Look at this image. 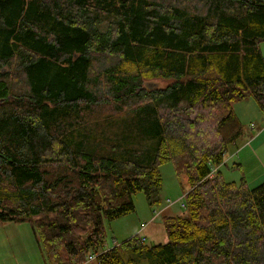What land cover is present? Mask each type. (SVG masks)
Masks as SVG:
<instances>
[{"label": "trees", "instance_id": "trees-1", "mask_svg": "<svg viewBox=\"0 0 264 264\" xmlns=\"http://www.w3.org/2000/svg\"><path fill=\"white\" fill-rule=\"evenodd\" d=\"M262 43L264 0H0V223L80 262L133 195L160 203L171 163L189 190L167 244L134 235L97 264H264V182L217 171L232 104L264 110Z\"/></svg>", "mask_w": 264, "mask_h": 264}, {"label": "rangeland", "instance_id": "rangeland-1", "mask_svg": "<svg viewBox=\"0 0 264 264\" xmlns=\"http://www.w3.org/2000/svg\"><path fill=\"white\" fill-rule=\"evenodd\" d=\"M261 51L264 55V43ZM156 83L165 85L161 81ZM232 108L242 134L228 147L227 163L219 167V172L225 182L239 184L243 179L247 186H255L264 182V110L252 99L236 101ZM158 171L162 179L160 203L150 206L142 193L133 195L132 214L104 222L105 245L112 248L114 243L120 244L134 235L145 238L144 245L148 247L167 244L161 218L185 213L180 204L184 203L189 186L185 175L177 178L171 163L159 166ZM159 211L160 217L155 218ZM45 251L28 222L0 223V264H47Z\"/></svg>", "mask_w": 264, "mask_h": 264}, {"label": "built area", "instance_id": "built-area-1", "mask_svg": "<svg viewBox=\"0 0 264 264\" xmlns=\"http://www.w3.org/2000/svg\"><path fill=\"white\" fill-rule=\"evenodd\" d=\"M214 173H215V169H213V171L210 173V175H213ZM168 205H169V204H167V206H168ZM180 205H181V207H182L183 209L185 208V205H184L183 202H182ZM160 213H161V211L157 212V213L155 214V218H159V217H160ZM141 241L143 242V241H145V239L142 238ZM113 245L116 246L117 243H114ZM104 248H105V247H104ZM109 248H110V247H108L107 249H104L103 251L99 252L98 254H89V255H87L82 261H80V262H75L74 264H89V263H91V262H94V261L96 260V258L98 257V255L102 254V252H104L105 250H108Z\"/></svg>", "mask_w": 264, "mask_h": 264}, {"label": "crops", "instance_id": "crops-1", "mask_svg": "<svg viewBox=\"0 0 264 264\" xmlns=\"http://www.w3.org/2000/svg\"><path fill=\"white\" fill-rule=\"evenodd\" d=\"M225 161H226V156H225ZM225 163H227V162H225ZM225 163H224V165H225ZM224 165H223V166H224ZM219 170H220V169L218 168L217 171H219ZM257 185H258V184H257ZM255 186H256V185H255ZM251 187H254V186H251ZM107 248H108V246L105 245V249H107Z\"/></svg>", "mask_w": 264, "mask_h": 264}, {"label": "water", "instance_id": "water-1", "mask_svg": "<svg viewBox=\"0 0 264 264\" xmlns=\"http://www.w3.org/2000/svg\"><path fill=\"white\" fill-rule=\"evenodd\" d=\"M147 86H151V84L150 83H148V84H146ZM153 85V84H152ZM154 86V85H153Z\"/></svg>", "mask_w": 264, "mask_h": 264}]
</instances>
